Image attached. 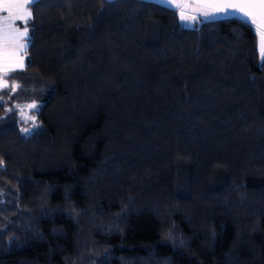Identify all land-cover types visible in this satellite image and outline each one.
<instances>
[{
    "label": "trees",
    "instance_id": "trees-1",
    "mask_svg": "<svg viewBox=\"0 0 264 264\" xmlns=\"http://www.w3.org/2000/svg\"><path fill=\"white\" fill-rule=\"evenodd\" d=\"M30 10L0 90V264H264L254 31L156 0Z\"/></svg>",
    "mask_w": 264,
    "mask_h": 264
},
{
    "label": "snow or ice",
    "instance_id": "snow-or-ice-1",
    "mask_svg": "<svg viewBox=\"0 0 264 264\" xmlns=\"http://www.w3.org/2000/svg\"><path fill=\"white\" fill-rule=\"evenodd\" d=\"M166 3L171 6L172 0H165ZM195 3H213L220 4L223 7L217 8L213 12H200L195 16L191 17V19L185 17L183 14L180 16L181 23H193L200 22L202 20L211 19L214 17H230V16H238L240 20L243 21L250 29L254 31V34L258 37V51L260 55L261 61H264V33L258 30L259 27H264V0H192ZM35 3V0H0V12L4 11L5 4H22L25 7H31ZM257 18H259V23ZM5 17H0V90L7 89L12 87L13 94L19 89L20 85H9L6 77H10L18 71H21L24 67L23 64L17 67H9L5 68L4 60H5V52H4V20ZM32 19V13L28 12L26 16L20 17H12L11 26H15L18 21H23L27 24L28 21ZM16 38L22 41L19 44L18 51H27L30 41L29 29L24 27L21 31L19 28L16 29ZM256 50V49H254ZM23 59V58H22ZM2 102V100H0ZM19 107L18 105H14L13 108ZM27 107L31 110H35L39 107V105L35 102L27 105ZM13 108H8L6 111L12 112ZM22 119L25 122L27 120H32L33 123L30 127L22 128V133L31 132L37 125L35 123L34 116L24 117L23 113L21 114Z\"/></svg>",
    "mask_w": 264,
    "mask_h": 264
},
{
    "label": "crops",
    "instance_id": "crops-1",
    "mask_svg": "<svg viewBox=\"0 0 264 264\" xmlns=\"http://www.w3.org/2000/svg\"><path fill=\"white\" fill-rule=\"evenodd\" d=\"M28 12H31L30 7H25L22 4H5L4 11L0 12V17L6 18L4 20L5 33L3 45L5 52L4 66L6 69L9 67H17L21 64L24 65L25 63V51H18L19 44L22 41L16 38L15 33L17 28L21 31L24 27L28 28V22L25 24L21 20L15 26L10 27V25L12 17L26 16Z\"/></svg>",
    "mask_w": 264,
    "mask_h": 264
},
{
    "label": "rangeland",
    "instance_id": "rangeland-1",
    "mask_svg": "<svg viewBox=\"0 0 264 264\" xmlns=\"http://www.w3.org/2000/svg\"><path fill=\"white\" fill-rule=\"evenodd\" d=\"M158 2L164 3L169 5L168 3L165 2V0H156ZM171 6L177 9L178 16H179V21H180V16L183 14L185 17L191 19V17L195 16L197 13L200 12H211V10L203 5L189 2L187 0H172ZM181 23V21H180ZM195 22L193 23H181L185 26H192ZM259 30V29H258ZM260 32L264 33L263 31L259 30ZM256 45H258V37L256 36ZM258 50V48H257ZM259 54V51H258ZM260 56V55H259ZM22 113L24 117L32 116L31 115V109H29L27 106L23 108ZM28 123H32V120H28ZM29 127V126H27Z\"/></svg>",
    "mask_w": 264,
    "mask_h": 264
},
{
    "label": "water",
    "instance_id": "water-1",
    "mask_svg": "<svg viewBox=\"0 0 264 264\" xmlns=\"http://www.w3.org/2000/svg\"><path fill=\"white\" fill-rule=\"evenodd\" d=\"M187 1L192 2V0H187ZM193 3H195V2H193ZM197 4L208 7L209 9H211V12L215 11L217 8L223 7V5L213 4V3H197ZM214 18H220V17H214ZM257 20L259 23V18H257ZM258 29L264 32V27H259Z\"/></svg>",
    "mask_w": 264,
    "mask_h": 264
}]
</instances>
